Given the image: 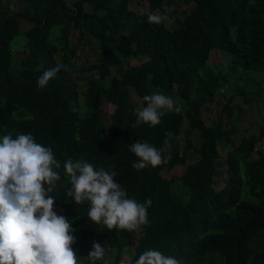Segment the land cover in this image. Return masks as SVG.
I'll return each mask as SVG.
<instances>
[{
  "label": "trees",
  "instance_id": "obj_1",
  "mask_svg": "<svg viewBox=\"0 0 264 264\" xmlns=\"http://www.w3.org/2000/svg\"><path fill=\"white\" fill-rule=\"evenodd\" d=\"M129 3L70 0L67 7L66 0H0V139L31 133L60 163L49 195L53 210L75 229L77 264H136L147 250L181 264H264V150H257L264 115L259 136H242L223 155L219 148L236 133L229 100L210 124L201 118L206 105L219 103L216 90L229 77L246 83L240 94L245 104L256 99V74L264 73V0H148L140 13ZM155 11L167 19L150 24L148 14ZM21 22L28 27L21 30ZM70 38H91L100 53L96 62L75 66ZM213 49L228 56L227 67L200 61V52ZM141 58L137 66L128 64ZM53 68L60 70L38 87ZM156 92L174 101L173 110H163L156 126L136 125L143 97ZM181 129L194 134L195 144L173 143ZM137 142L159 150L162 163L134 169L138 158L130 148ZM189 151L195 161L182 175L161 177L184 165ZM68 160L115 172L128 198L151 201L148 223L127 231L92 222L89 202L76 204L67 195ZM216 177L222 180L218 189ZM94 242L112 254L90 260Z\"/></svg>",
  "mask_w": 264,
  "mask_h": 264
},
{
  "label": "clouds",
  "instance_id": "obj_2",
  "mask_svg": "<svg viewBox=\"0 0 264 264\" xmlns=\"http://www.w3.org/2000/svg\"><path fill=\"white\" fill-rule=\"evenodd\" d=\"M147 18L150 24L157 25L167 19L154 13ZM59 70H46L37 81L38 87L44 88ZM143 100L146 107L137 111L136 125L143 122L156 126L163 110L171 111L174 107V101L159 92ZM130 151L138 158L132 165L134 169L162 163L160 151L148 143H134ZM59 167L51 149L36 143L31 133L15 139L4 135L0 139V264H77L78 256L72 248L75 229L66 217L56 214L55 201L49 195L60 179L54 171ZM63 168L72 185L67 195L76 204L89 202L88 217L95 224L102 223L109 230L134 231L148 223L151 201L141 204L128 198L115 182V172L72 160L66 161ZM104 255L105 247L94 242L87 257L96 261ZM136 264H181V261L160 251L147 250Z\"/></svg>",
  "mask_w": 264,
  "mask_h": 264
},
{
  "label": "rangeland",
  "instance_id": "obj_3",
  "mask_svg": "<svg viewBox=\"0 0 264 264\" xmlns=\"http://www.w3.org/2000/svg\"><path fill=\"white\" fill-rule=\"evenodd\" d=\"M67 7L70 6V0H66ZM148 7V0H130L129 9L135 12H142L144 9ZM183 12H187L189 6H184L181 8ZM158 15L159 12L155 11ZM27 24L21 22L20 29L27 28ZM170 28V26H169ZM70 46L74 47L75 49V59L74 63L77 67H87L89 64H93L96 62V59L99 57L100 53L97 47V44L91 39H84L78 40L77 38H70L69 39ZM198 57L201 62H206L210 67L218 68L220 67H227L230 59L225 54L221 53L220 51L213 49L206 52H200ZM144 61L143 58L141 59H131L129 60L128 64L130 66H137ZM255 79V77H254ZM256 80H258V93L255 95L256 99H251L247 104L243 102L242 97L240 96L243 87L246 86L244 80H238L237 77H229L228 83L226 85L220 86L216 90V97L217 103L215 102L206 105L201 111V118L204 120L206 124H210L216 117L217 112H219L220 107L229 100L228 108H231V118L235 124L236 133L231 138L230 143L225 148H219V155L225 154L229 149L236 146L239 139L242 136H248L250 134H254L259 136L258 127L260 126V117L264 115L263 112V98H264V73L256 74ZM252 85V82H251ZM82 86L79 85L78 91L81 92ZM254 91V90H252ZM133 98V95L130 96ZM102 107L110 113L112 110V106L107 102L103 101ZM185 139H189L194 142V134L185 136L183 130L181 129L179 134L172 137L171 140L173 143L177 144L178 146H183ZM257 150L262 152L264 150V139H262L261 143L258 144ZM195 161V156L192 152L187 153L186 162L182 166L176 167L173 171H162L161 177L165 179H169L170 177H178L183 174L185 171L184 169L187 166L192 165ZM187 165V166H186ZM222 168V167H221ZM221 172V170H220ZM221 177L215 178V189H218L222 186ZM57 215H61V211H56ZM105 254L111 255L112 251L105 247ZM126 254V253H125ZM123 261V260H122Z\"/></svg>",
  "mask_w": 264,
  "mask_h": 264
}]
</instances>
